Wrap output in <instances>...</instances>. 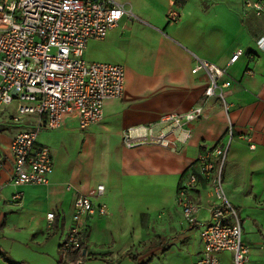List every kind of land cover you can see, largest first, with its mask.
<instances>
[{
    "label": "crops",
    "instance_id": "1",
    "mask_svg": "<svg viewBox=\"0 0 264 264\" xmlns=\"http://www.w3.org/2000/svg\"><path fill=\"white\" fill-rule=\"evenodd\" d=\"M117 2L133 17H124L104 40H90L84 59L123 66L124 95L104 103L98 125L80 131L76 118L66 117L61 128L51 130L69 132L75 146L82 142L70 171L53 156L47 185L14 186L8 155L11 140L20 131L7 135L0 127V153L5 159L0 171V252L15 263L47 258L55 264L56 247L59 254L72 223L75 199L101 184L105 192L95 203L104 204L107 214L86 221L85 260L118 264L119 258L134 257L136 264H160L159 260L195 264L202 247L198 229L182 220L176 204L178 186L188 172L197 174L194 163L204 150L227 142L230 128L233 139L222 172L223 192L237 210L251 263L264 264V52H255L254 47L264 20H257L261 33L250 37L248 16L241 11L238 20L235 12L237 3L242 10L241 0ZM239 49L246 54L228 65ZM248 52H255L254 61ZM197 59L226 69L231 83L223 88L228 110L213 97L202 116L185 125L190 131L187 140L176 130L173 148L151 143L150 137L174 128L164 118L203 105L207 78L191 72ZM11 107L0 112L1 125L12 122ZM127 135L138 145L126 147ZM15 194L21 197L13 202ZM188 197L198 206L197 219L209 221L216 202L209 181L198 174ZM48 214L54 215L52 221L46 219ZM220 262L232 264L231 254L222 253Z\"/></svg>",
    "mask_w": 264,
    "mask_h": 264
},
{
    "label": "built area",
    "instance_id": "2",
    "mask_svg": "<svg viewBox=\"0 0 264 264\" xmlns=\"http://www.w3.org/2000/svg\"><path fill=\"white\" fill-rule=\"evenodd\" d=\"M241 7L242 16L253 14L257 19H264V0H241ZM124 17L132 18L133 14L116 0L0 2V112L14 106L11 121L22 123L29 118L26 124L32 125V129L20 131L10 142L8 157L14 186L48 184L53 155L48 147L38 143L40 131L61 128L66 117L76 118L78 129L85 131L102 122L106 101L122 99L125 90L123 66L87 62L84 52L90 40H104ZM254 47L255 52H264V30ZM255 52H248L250 61H254ZM244 54L236 50L228 65ZM191 72H202L207 78L203 105L188 113L164 118L162 121L171 123L174 128L166 134L150 137L151 143L173 148L177 142L176 130L183 131L184 141L187 140L190 131L185 125L199 119L204 105L213 97L221 101L225 111L228 110L223 96V88L231 86L226 79V69L197 59ZM226 135L227 142L204 150L196 158L197 174L188 172L181 179L176 194L184 224L198 229L202 251L195 264H221L222 253L231 254L232 264H252L239 217L223 192L222 172L233 139L230 128ZM123 141L128 148L138 145L129 135L124 136ZM4 165L5 159L0 153V171ZM198 174L209 181L216 198L207 222L197 219L198 206L188 197L197 186ZM104 192V186L99 184L75 199L71 226L59 245L61 260L80 247L86 221L107 214L104 204L95 203ZM20 197L21 194H15L12 201ZM53 218V214L46 216L48 221Z\"/></svg>",
    "mask_w": 264,
    "mask_h": 264
},
{
    "label": "rangeland",
    "instance_id": "3",
    "mask_svg": "<svg viewBox=\"0 0 264 264\" xmlns=\"http://www.w3.org/2000/svg\"><path fill=\"white\" fill-rule=\"evenodd\" d=\"M116 1H121V0H116ZM236 5L237 7L235 9V12L239 20V18H241L242 10L238 3ZM257 20H264V19H257L253 14H250L248 16V22L245 24V26L248 29V33L250 34V37H254L258 35L259 33H261L260 28L262 24L261 22ZM9 108H12V107L10 106ZM28 120L29 118H25L24 122L26 123ZM24 122L22 123L8 122V123H5L4 125L0 124V127L4 128L3 131L7 135H11L14 132H18V131H22L26 129H32L31 124L29 123L25 124ZM72 137L73 135H71L69 132L59 133L55 131L43 130V131H40L38 134V143L40 145L50 148L53 152L54 159H56V161H59L61 159L60 161H62L63 163L64 170L66 169L67 171H70L69 169L70 162H76L77 153L79 152V148L81 147V144H82L81 141H78L76 142V146H75V142ZM64 160L67 161L66 165H65ZM233 209L238 215L237 210L235 208ZM247 231H248V224L245 223V225H243V232L247 233ZM131 256L133 255L130 254V257ZM59 258H60V253L58 254L57 247H56L55 264H57V261H59ZM125 258L129 259V257L119 258L118 264H136L135 263L136 259H134V257L130 258L129 260ZM51 259H54V258H51ZM159 262L160 264H166L164 260H159ZM24 264H51V262L47 258H43V260H37V259L31 258L30 261H27ZM83 264H109V263L102 261L101 259H92V260H85Z\"/></svg>",
    "mask_w": 264,
    "mask_h": 264
},
{
    "label": "trees",
    "instance_id": "4",
    "mask_svg": "<svg viewBox=\"0 0 264 264\" xmlns=\"http://www.w3.org/2000/svg\"><path fill=\"white\" fill-rule=\"evenodd\" d=\"M82 251L86 252V246L82 240L80 247L73 253H69L65 256L64 260H61L58 264H79L84 263L86 256H82ZM0 260L4 261L7 264H22L12 262L7 258V256L0 252Z\"/></svg>",
    "mask_w": 264,
    "mask_h": 264
},
{
    "label": "water",
    "instance_id": "5",
    "mask_svg": "<svg viewBox=\"0 0 264 264\" xmlns=\"http://www.w3.org/2000/svg\"><path fill=\"white\" fill-rule=\"evenodd\" d=\"M86 252L82 251V256H85ZM79 264H83V263H79Z\"/></svg>",
    "mask_w": 264,
    "mask_h": 264
}]
</instances>
